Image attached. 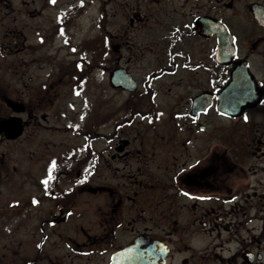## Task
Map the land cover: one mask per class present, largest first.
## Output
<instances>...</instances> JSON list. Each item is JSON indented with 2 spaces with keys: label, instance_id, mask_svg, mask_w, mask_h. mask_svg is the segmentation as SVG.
I'll return each mask as SVG.
<instances>
[{
  "label": "flooded vegetation",
  "instance_id": "flooded-vegetation-1",
  "mask_svg": "<svg viewBox=\"0 0 264 264\" xmlns=\"http://www.w3.org/2000/svg\"><path fill=\"white\" fill-rule=\"evenodd\" d=\"M13 2L12 66L14 45L43 40ZM177 7L144 48L127 33L149 18L138 7L107 37L102 103L80 123L50 126L62 92L24 74L25 52L0 72V264H264V0Z\"/></svg>",
  "mask_w": 264,
  "mask_h": 264
},
{
  "label": "rangeland",
  "instance_id": "rangeland-1",
  "mask_svg": "<svg viewBox=\"0 0 264 264\" xmlns=\"http://www.w3.org/2000/svg\"><path fill=\"white\" fill-rule=\"evenodd\" d=\"M171 1L173 3L167 0H55V3L51 0H14L12 13L17 16L14 20L15 26L16 24L23 25V23L29 27L41 26L43 40L39 48L40 43L33 35H30L27 38L29 47L26 52L23 41L14 45L15 54L12 55L14 61H11L13 66L9 64L10 57L7 55L9 49L4 47L3 52L0 50V62L4 64L0 72L7 77L11 74L18 76L20 71L16 69L18 66L16 59H21L25 52L29 65L24 67V74H32L36 79L42 80H47L45 75H51L62 92L61 97L56 100V107L64 108L66 112L55 111L56 108H53L48 121L50 126L65 128L72 123H80L87 117V103L91 98L97 100V108L102 103L103 92L99 84L102 75L100 71L104 58L103 50L106 48L105 35L110 43L118 42L119 29L122 27L129 29V15L133 8L138 7L147 12L149 18L139 26L140 31L129 29L127 33L135 39V47L144 48V45L150 42L149 34L152 25L160 23L163 26L169 19L168 8L175 5L178 6L179 11L184 9L188 13L194 2V0ZM69 5L74 6V10H71L72 25L68 30L70 34H64L57 29H60V25L59 21H56L59 14L69 8ZM34 9L36 11L30 13ZM9 20L13 19H0V24L4 23L0 26V35L3 30L1 28L11 26L8 23ZM9 40L10 44H13L15 36H0L1 43L8 44ZM89 46L91 48H88ZM32 59L37 60L38 67L33 66ZM41 63L43 68L40 66ZM81 84L84 85L83 89H80ZM70 90H72L71 95ZM69 106L73 107L68 110ZM47 128L45 130L46 139L67 138L62 131L53 132L49 130V127ZM68 132L71 133V131ZM75 220L78 222L77 219Z\"/></svg>",
  "mask_w": 264,
  "mask_h": 264
},
{
  "label": "snow or ice",
  "instance_id": "snow-or-ice-1",
  "mask_svg": "<svg viewBox=\"0 0 264 264\" xmlns=\"http://www.w3.org/2000/svg\"><path fill=\"white\" fill-rule=\"evenodd\" d=\"M51 2L55 3V0H51ZM52 167H53V168L55 167V162H53ZM51 178H52V172H51V169H50V171H49V180H50ZM43 183H45V184L47 185L48 180L43 181ZM33 202L36 203V201H33Z\"/></svg>",
  "mask_w": 264,
  "mask_h": 264
},
{
  "label": "water",
  "instance_id": "water-1",
  "mask_svg": "<svg viewBox=\"0 0 264 264\" xmlns=\"http://www.w3.org/2000/svg\"><path fill=\"white\" fill-rule=\"evenodd\" d=\"M126 80H128V78H126ZM112 81H113V83H116V84H117V83H118V79H117V77H113V78H112Z\"/></svg>",
  "mask_w": 264,
  "mask_h": 264
}]
</instances>
